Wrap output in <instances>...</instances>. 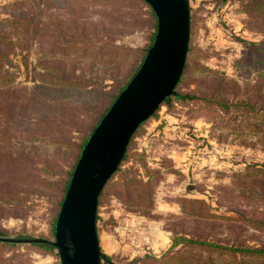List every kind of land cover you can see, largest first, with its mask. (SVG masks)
<instances>
[{"label": "rangeland", "instance_id": "374dc122", "mask_svg": "<svg viewBox=\"0 0 264 264\" xmlns=\"http://www.w3.org/2000/svg\"><path fill=\"white\" fill-rule=\"evenodd\" d=\"M142 1L0 0V19L20 11L31 18L8 30L9 40L14 42L19 37L22 44L16 42L5 48L8 62L4 68L9 81L0 91L19 97L24 88L38 83L37 73H49L41 67L51 65V60L64 66L76 63L75 74L101 80L104 91L92 99L85 94L83 99L75 96L71 104L64 103L65 113L75 118L56 121L60 129L51 133L52 140L34 139L35 149L25 142L23 153L28 157L32 153L36 159L31 167L41 171L46 165V172H39L27 185L34 172L29 173L24 197L18 204L0 201V229L7 237L53 240L60 190L79 155L77 145L92 131L87 128L145 53L154 20L150 7ZM251 2L262 7L249 9ZM187 3L189 51L182 79L173 89L199 98L183 102L170 98L132 133L127 150L131 157L120 167L131 166L136 169L135 178L147 182L149 193L144 201L137 198L141 189L136 187L128 193L132 204L124 203L127 199L117 185H107L97 198L95 231L99 251L114 264H153L149 256L159 258L173 232L178 233L183 226L189 233L196 219H208L191 215L186 200L192 199L202 201L193 205L197 212L202 207L218 217L211 229L217 237L243 228L240 239L245 242L264 240V232L240 221L264 217V201L256 198V189H248L252 177H244L251 168H264L260 135L250 130V125L259 124L239 110H223L216 105V100L230 104L248 100V96L251 99V88L258 77L247 62L257 55L250 43L264 40V0ZM101 31L116 46L115 58H110V53L106 60L100 56L104 53L98 47ZM91 45L97 51L94 56L87 49ZM113 173L110 180L120 181ZM40 177H46V181L37 186ZM244 181L246 187L241 188ZM12 243L0 244V264H59L55 248L53 253H45L27 244L30 242Z\"/></svg>", "mask_w": 264, "mask_h": 264}, {"label": "trees", "instance_id": "16d2710c", "mask_svg": "<svg viewBox=\"0 0 264 264\" xmlns=\"http://www.w3.org/2000/svg\"><path fill=\"white\" fill-rule=\"evenodd\" d=\"M120 1L123 2L126 0ZM17 4L19 3H15V5ZM257 7H262V5L255 2H251L248 5L249 9H256ZM150 15L153 18L154 23L152 25L153 30L148 37L149 42L146 49H144L145 52L152 42L155 31V17L152 11H150ZM23 19H28V21H30L31 18L23 15V12L20 11L18 13H13V15L9 17L0 19V87H6V83L9 81L6 75L7 70L4 68V63L8 62V53L5 48L12 47L13 44H16V42L18 45H20V43L22 44V40L19 37H15L13 39L14 42H12L11 39L9 40L8 30H12L13 27L17 25L20 26L22 23H25L26 21ZM109 24L113 25V21ZM120 24L125 25L129 24V22H121ZM32 28L34 29V24L32 25ZM117 30L119 29L117 28ZM102 34L103 37L98 47L103 50L104 53H101L100 56L105 59L107 53H110V58H115L117 54L115 49L116 46L111 44L112 39L105 36V32L101 31V35ZM93 36H95L94 33ZM250 47H254L257 55L252 56V60L248 58L247 65H252V70L255 71L258 77V80L251 88V99L248 96V100H235L230 104L218 102L216 100V105L221 107L223 110H226L229 107L239 110L245 117L251 120V122L259 124L258 127L250 125V130L259 133L260 137L258 142L264 150V40L258 43H250ZM87 49H91V56H94V54L97 53L92 45ZM188 51L189 47L187 49V52ZM144 55L145 53L141 56L140 61L134 68L129 78L118 86L116 92L110 97V100L102 109V112H100L98 117L93 120L94 122L89 128H87V130L91 131L94 128L116 95L136 72ZM50 62L51 65L48 63L43 64L44 67H41L44 71L46 70L49 73H37L36 77L38 83L33 84V86L28 89L24 88V92L19 95V97H9V95H5L3 91H0V201L6 204H18L24 197L25 186L31 185L33 183V178L39 172L42 174L46 172V165L41 171H39L40 168L31 167V163H34V160L36 159L32 153H30V157L23 153L25 142H30L31 144H29V148L35 149L36 145L33 144L34 139L38 138L37 141H41L40 139L47 137L48 140H52L49 138L51 133L54 132L55 129H60V125L56 121H63L64 119H70L72 117L75 118V115L65 113V106L63 105L64 103L71 104L73 97L81 96V99H83L84 95L87 94L90 99H92L95 94L104 93L100 84L101 80L94 77H88L86 74H75L74 70L76 63L64 66L58 64V61L51 60ZM104 64L105 63H101V65ZM185 68L186 65L183 67V72ZM183 72L179 76L176 83L177 85L182 79ZM177 85H175V87ZM215 91L220 90L216 89ZM170 98L183 102L193 101L199 97L189 93H181L173 89V92L165 97L160 104L167 105ZM153 114L154 113L150 116ZM86 138L87 134L82 138L81 142L78 143V151L84 144ZM70 144V141H67L66 145L69 146ZM129 145L130 139L125 148L124 155L113 173L120 181H111L110 178H108L102 187L99 196L102 194L103 189L107 185H117L123 192L121 193L122 197L127 199L124 203L130 205L132 204L128 201V193L130 189L136 187L141 189L139 190V193L141 194L137 195V198L141 201L146 199L149 189L146 181H142L138 177V179L135 178V176H137L136 169L133 168L132 170L131 166L125 167V169H121L120 167L129 157H131L127 153ZM76 160L77 157L71 166V170ZM251 169L253 170H248V172L246 171L244 174V177H252L248 182V189H256V198L264 201V168L255 167ZM71 170L66 173V178L63 181L62 188L60 190L61 200L68 184ZM33 172L34 174L32 175L31 180L27 183V185H24L26 184V178L30 175L29 173ZM45 181L46 177H40L38 179L37 186H41ZM240 185H242L241 188H245L246 182H241ZM60 199L57 202V206H59L61 202ZM199 202L202 201L197 199L186 200V203L189 205L188 209H190L191 215H201L208 219H196L197 222L192 225L189 233H187V230L183 226H181L178 233L173 232L171 234L169 246L161 253L159 258L149 256L151 263L264 264V240H259L252 244L245 242L240 239L241 233L244 230L243 228H240L237 231H231L226 237H217L216 232L211 229L214 227L212 223L213 220H217L218 217L216 216L215 218L214 215H211L210 212H207L206 209H203L202 207H200V210L197 212L193 205L194 203L199 204ZM224 218L233 219L232 217ZM240 221H242L243 224L249 225V228L255 231L264 232V217L255 219H240ZM216 227H219V224H217ZM0 237L12 238L7 237L2 229H0ZM24 239L27 238L24 237ZM0 244L12 245L13 243L0 240ZM27 244L41 250L42 252L53 253L54 247L49 243V240H47V242H30ZM99 264L114 263L111 261L109 256L100 253Z\"/></svg>", "mask_w": 264, "mask_h": 264}, {"label": "water", "instance_id": "95a60500", "mask_svg": "<svg viewBox=\"0 0 264 264\" xmlns=\"http://www.w3.org/2000/svg\"><path fill=\"white\" fill-rule=\"evenodd\" d=\"M143 1L155 17L153 39L136 72L80 148L49 241L59 264H99L95 231L99 193L120 163L132 133L173 92L184 65L189 37L187 0ZM0 240L47 242L41 238Z\"/></svg>", "mask_w": 264, "mask_h": 264}]
</instances>
